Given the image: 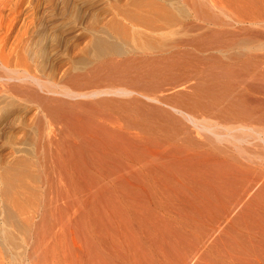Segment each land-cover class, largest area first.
<instances>
[{
    "label": "bare ground",
    "instance_id": "1",
    "mask_svg": "<svg viewBox=\"0 0 264 264\" xmlns=\"http://www.w3.org/2000/svg\"><path fill=\"white\" fill-rule=\"evenodd\" d=\"M1 252L264 264V0H0Z\"/></svg>",
    "mask_w": 264,
    "mask_h": 264
},
{
    "label": "rangeland",
    "instance_id": "2",
    "mask_svg": "<svg viewBox=\"0 0 264 264\" xmlns=\"http://www.w3.org/2000/svg\"><path fill=\"white\" fill-rule=\"evenodd\" d=\"M3 257L4 259L2 260L1 259V261H0V264H23V261L24 260H21V259H17V261H13V260H11V259H8V258H6V253L5 252H1L0 253V257Z\"/></svg>",
    "mask_w": 264,
    "mask_h": 264
}]
</instances>
